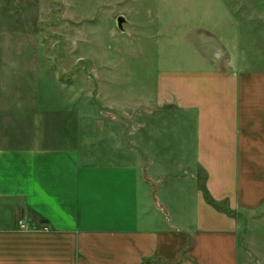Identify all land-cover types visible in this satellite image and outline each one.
Here are the masks:
<instances>
[{
  "label": "crops",
  "instance_id": "crops-1",
  "mask_svg": "<svg viewBox=\"0 0 264 264\" xmlns=\"http://www.w3.org/2000/svg\"><path fill=\"white\" fill-rule=\"evenodd\" d=\"M205 55L159 70L118 162L72 136L0 148V264L255 263L241 218L264 214V68Z\"/></svg>",
  "mask_w": 264,
  "mask_h": 264
},
{
  "label": "rangeland",
  "instance_id": "rangeland-1",
  "mask_svg": "<svg viewBox=\"0 0 264 264\" xmlns=\"http://www.w3.org/2000/svg\"><path fill=\"white\" fill-rule=\"evenodd\" d=\"M205 54L264 68V0H0V148L72 136L88 160L118 162L159 70L203 66ZM241 223L264 264V214Z\"/></svg>",
  "mask_w": 264,
  "mask_h": 264
},
{
  "label": "water",
  "instance_id": "water-1",
  "mask_svg": "<svg viewBox=\"0 0 264 264\" xmlns=\"http://www.w3.org/2000/svg\"><path fill=\"white\" fill-rule=\"evenodd\" d=\"M124 22H125V18H124L122 15H120V16L118 17V26H119V28H120L122 31H124Z\"/></svg>",
  "mask_w": 264,
  "mask_h": 264
},
{
  "label": "built area",
  "instance_id": "built-area-1",
  "mask_svg": "<svg viewBox=\"0 0 264 264\" xmlns=\"http://www.w3.org/2000/svg\"><path fill=\"white\" fill-rule=\"evenodd\" d=\"M20 223H21L22 227H25V224L23 222H20Z\"/></svg>",
  "mask_w": 264,
  "mask_h": 264
}]
</instances>
